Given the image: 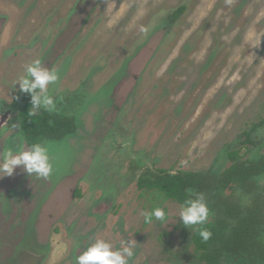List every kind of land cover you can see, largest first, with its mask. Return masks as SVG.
Listing matches in <instances>:
<instances>
[{
	"label": "rangeland",
	"instance_id": "374dc122",
	"mask_svg": "<svg viewBox=\"0 0 264 264\" xmlns=\"http://www.w3.org/2000/svg\"><path fill=\"white\" fill-rule=\"evenodd\" d=\"M35 58L59 69L49 94L78 128L42 142L49 178L21 167L0 178V264H76L98 237L114 247L135 239L129 264H203L181 205L137 178L145 169L216 177L232 150L264 159V0H0V154L29 148L7 122L14 83ZM255 183L264 195V168ZM231 193L250 201L222 190ZM156 207L164 220L146 222Z\"/></svg>",
	"mask_w": 264,
	"mask_h": 264
},
{
	"label": "trees",
	"instance_id": "16d2710c",
	"mask_svg": "<svg viewBox=\"0 0 264 264\" xmlns=\"http://www.w3.org/2000/svg\"><path fill=\"white\" fill-rule=\"evenodd\" d=\"M182 11V7L178 8L170 18L176 19ZM15 120L30 147L45 139H60L75 129L70 116L46 111L36 115L28 108L22 109ZM251 132L243 133L246 140ZM228 159L229 165L216 177L191 170L145 169L138 176L137 187L179 205L194 192L205 194L207 202L214 207L206 225L212 236L205 242L193 231L194 259L203 264H219L227 256L249 264H264V195L255 183V177L263 171L264 161L243 159L239 150L230 151ZM224 189H241L251 196L250 201L243 205L233 193L223 195Z\"/></svg>",
	"mask_w": 264,
	"mask_h": 264
},
{
	"label": "clouds",
	"instance_id": "9594fccd",
	"mask_svg": "<svg viewBox=\"0 0 264 264\" xmlns=\"http://www.w3.org/2000/svg\"><path fill=\"white\" fill-rule=\"evenodd\" d=\"M163 15V13H161ZM150 26H142L140 31L147 36ZM60 79V71L56 67H46L40 58H35L24 67V74L14 83L18 84L19 91L27 93L31 98L33 109L53 111L56 108L54 98L49 94V85ZM21 167L30 177L35 174L37 178H49L54 171L48 148L41 142H36L27 150H16L11 147L0 154V178L12 176L15 170ZM146 222L164 220L165 212L156 207L144 210ZM211 210L205 194L194 192L183 201L179 209V220L189 230H195L203 241H208L212 232L206 225L209 223ZM135 239H123L119 247L103 237L96 238L87 248L76 257V264H129L135 255Z\"/></svg>",
	"mask_w": 264,
	"mask_h": 264
},
{
	"label": "flooded vegetation",
	"instance_id": "af4514ba",
	"mask_svg": "<svg viewBox=\"0 0 264 264\" xmlns=\"http://www.w3.org/2000/svg\"><path fill=\"white\" fill-rule=\"evenodd\" d=\"M24 108H28L33 114H38V115H42L44 111L48 112L49 114H61L59 112H56L55 110L53 111H47V110H44V109H33L32 106H31V98H30V95L27 94V93H23V92H20L18 94H16L11 103H10V106L8 107V110L10 109L11 112V117L9 118L8 120V124H11V123H17V121L15 120L16 119V116L19 114V112L24 109ZM61 115H65V116H69V115H66V114H61ZM72 117V116H70ZM73 120H74V123H75V129L71 132V133H68L66 134L65 136H63L62 138L66 137V136H69L73 133H75V131L77 130V123H76V120L74 119V117H72ZM17 127L19 128L18 126V123H17ZM20 129V128H19ZM21 132V130H20ZM21 135H22V138L24 140V137H23V134L21 132ZM60 138V139H62ZM60 139H54V140H60ZM45 140H51V139H45ZM44 141V140H43ZM41 141V143L43 142ZM25 144L30 148V146L26 143V141L24 140ZM264 161V159H262ZM255 161H258V160H255ZM264 168V167H263ZM140 175V174H139ZM138 175V176H139ZM138 179V178H137ZM168 200V199H167Z\"/></svg>",
	"mask_w": 264,
	"mask_h": 264
}]
</instances>
